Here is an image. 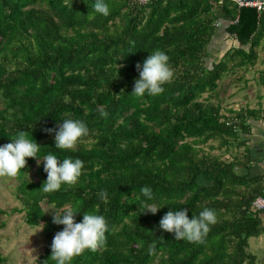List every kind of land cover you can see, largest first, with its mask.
<instances>
[{
  "label": "trees",
  "instance_id": "16d2710c",
  "mask_svg": "<svg viewBox=\"0 0 264 264\" xmlns=\"http://www.w3.org/2000/svg\"><path fill=\"white\" fill-rule=\"evenodd\" d=\"M104 2L109 16L90 20L95 0H0V146L27 131L41 146V160L50 153L61 163L84 162L77 184L52 194L39 190L47 174L36 159H27L14 178L26 225L43 229L38 264H55L51 244L63 230L42 203L55 211L71 206L77 223L85 212L107 220L106 245L72 264H254L247 240L264 233V210L253 211L251 203L264 175L249 177L251 150L241 138L250 134V121L264 122V110L226 108L224 115L216 94L231 68L253 66L264 11L232 0ZM217 25L237 46L207 64ZM156 50L169 57L171 82L159 95H131L136 65ZM68 118L83 121L89 135L75 150H59L46 130ZM213 141L230 157L236 145L238 156L204 152ZM144 186L153 192L148 202L162 207L155 215L142 214ZM205 208L215 211L217 223L202 244L177 241L159 228L169 210H187L191 219ZM152 244L155 255L148 252Z\"/></svg>",
  "mask_w": 264,
  "mask_h": 264
},
{
  "label": "clouds",
  "instance_id": "9594fccd",
  "mask_svg": "<svg viewBox=\"0 0 264 264\" xmlns=\"http://www.w3.org/2000/svg\"><path fill=\"white\" fill-rule=\"evenodd\" d=\"M96 14L109 16L110 9L104 0H95L92 11L87 16L91 20ZM168 62L169 57L165 52L156 50L143 61L142 67L138 63L136 68L139 79L135 80L131 95L143 97L146 93L152 96L163 93V86L171 82L174 75ZM100 115L107 117L108 114L101 108ZM46 131L49 134L54 132L55 148L65 151L75 150L82 139L89 135V130L83 121L71 118L64 119L63 123L58 125V130ZM29 134L27 131H19L11 143L0 146V178L18 177L21 170L26 168L27 159L31 158L43 163V170L47 174L46 181L39 189L43 193H55L65 184L70 187L76 185L82 175L84 162L79 158L65 157L61 163L56 155L50 153L44 155L41 160L38 158L41 146L35 142L32 135V139H29ZM140 191L145 197L142 203L145 211L142 214L155 215L162 207L154 202H148L153 200L152 189L144 186ZM98 196L103 202H107L106 192L102 191ZM78 214L69 205H65L61 211L54 210L52 223L63 226V230L55 234L51 244L49 260L54 261L55 264H72V261L85 251L96 252L107 243L106 218L95 212H85L82 222L77 223L75 217ZM216 223L217 216L212 209L205 208L198 215L193 214L191 219L187 210H169L159 221V228L163 232L174 234L177 241L185 240L189 243L202 244L210 231V225ZM155 248V244L149 246L150 255L156 254Z\"/></svg>",
  "mask_w": 264,
  "mask_h": 264
},
{
  "label": "rangeland",
  "instance_id": "374dc122",
  "mask_svg": "<svg viewBox=\"0 0 264 264\" xmlns=\"http://www.w3.org/2000/svg\"><path fill=\"white\" fill-rule=\"evenodd\" d=\"M236 46L233 38L224 33L223 26L217 25L213 37L206 46L207 64L210 61L218 60L224 52L234 49ZM257 51L259 59L256 65L244 69L233 67L218 82L219 89L216 95L222 113L226 108L236 111L244 103V107H264V83H262L264 79L263 76L259 77L264 72V39ZM235 62L237 59L228 61V63ZM244 78L247 80L244 81ZM259 94L260 98L257 97ZM262 123L263 121L253 124L254 139L251 144L256 152H259L261 147V142L258 140L259 138H256V135H262V131L259 129V125ZM216 144L214 141L208 142L203 146V151L226 160L229 158L233 160L238 156L236 145L231 147L230 157L228 154H222L221 151L215 150ZM208 145H211L210 149ZM15 186L14 179L0 178V264H38L46 242L39 226L29 227L26 225L21 204L15 193ZM40 206L46 217L54 214V210L50 206L43 203ZM262 225L264 226V217ZM246 252L255 256L254 264H264V233L247 240Z\"/></svg>",
  "mask_w": 264,
  "mask_h": 264
},
{
  "label": "crops",
  "instance_id": "0c3cea01",
  "mask_svg": "<svg viewBox=\"0 0 264 264\" xmlns=\"http://www.w3.org/2000/svg\"><path fill=\"white\" fill-rule=\"evenodd\" d=\"M262 44V43H261ZM259 49V48H258ZM259 54H258V51H257V56H256V60L253 64L256 65V62H258V59H259ZM257 74V73H256ZM257 76V75H256ZM259 76V75H258ZM263 76V79H264V72H262L260 74L259 77H262ZM244 81L247 80L246 78L243 79ZM262 83H264V81H262ZM227 91V90H226ZM257 97L260 98V94L257 95ZM262 98V97H261ZM245 104V103H244ZM244 104L241 105L240 108H249V109H257V108H260L262 110H264V107H261V106H257V107H244ZM243 106V107H242ZM239 108V109H240ZM239 109H236V110H239ZM234 110V109H232ZM224 115H226L224 113ZM261 120H257V121H250V134L248 136H245V137H242L241 139L245 141V144L247 145V147L251 150V154H250V162H249V165H250V169H249V177H259L261 175H264V147H263V141H264V127H262V125H264V122L262 124H260L259 126V129L260 131H262V135L261 134H258L256 135V138L258 140H260L261 142V147H260V151L259 152H256L255 148L252 146V140L254 139V128H253V124L254 123H259ZM254 122V123H253ZM263 217H264V213H263ZM263 226V225H262ZM264 227V226H263Z\"/></svg>",
  "mask_w": 264,
  "mask_h": 264
},
{
  "label": "built area",
  "instance_id": "2783aa9c",
  "mask_svg": "<svg viewBox=\"0 0 264 264\" xmlns=\"http://www.w3.org/2000/svg\"><path fill=\"white\" fill-rule=\"evenodd\" d=\"M138 4L145 3L147 0H133ZM246 6L253 7L257 12L264 11V1L253 2L247 4ZM251 207L253 211H262L264 210V185L261 190V194L258 195L253 202L251 203Z\"/></svg>",
  "mask_w": 264,
  "mask_h": 264
},
{
  "label": "water",
  "instance_id": "95a60500",
  "mask_svg": "<svg viewBox=\"0 0 264 264\" xmlns=\"http://www.w3.org/2000/svg\"><path fill=\"white\" fill-rule=\"evenodd\" d=\"M232 1L236 2L240 6H246L247 4L264 1V0H232Z\"/></svg>",
  "mask_w": 264,
  "mask_h": 264
}]
</instances>
